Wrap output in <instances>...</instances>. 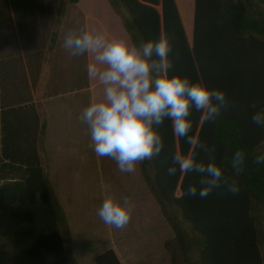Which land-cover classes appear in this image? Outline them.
I'll return each mask as SVG.
<instances>
[{"label": "trees", "instance_id": "1", "mask_svg": "<svg viewBox=\"0 0 264 264\" xmlns=\"http://www.w3.org/2000/svg\"><path fill=\"white\" fill-rule=\"evenodd\" d=\"M78 2L57 0L52 46L67 5ZM108 2L132 43L169 38L168 75L186 76L227 93L230 104L215 122L193 109L191 135L215 149L218 163H227L236 150L246 153L238 194L217 189L203 199L190 197L186 188L199 177L168 175L171 157L191 151L207 160L209 153L174 135L170 120L158 127L164 150L139 162V170L174 232V239L164 245L171 264H264V164L253 163L256 150L264 149V127L251 122L254 106H264V0H194L192 42L176 0ZM182 17L186 20L183 10ZM45 137L43 120L38 137L41 165L30 168L24 181L0 185V264H78L67 216L49 178ZM96 263L121 261L109 250Z\"/></svg>", "mask_w": 264, "mask_h": 264}, {"label": "crops", "instance_id": "2", "mask_svg": "<svg viewBox=\"0 0 264 264\" xmlns=\"http://www.w3.org/2000/svg\"><path fill=\"white\" fill-rule=\"evenodd\" d=\"M43 1L20 6L12 4L3 10L0 7V185L24 181L30 168L41 165L43 154L38 137L45 120L49 178L67 216L77 263L97 264V257L113 250L121 264H171L164 245L175 235L163 215L158 213L160 208L157 203L158 209L155 208L153 213L138 207V222L135 224L129 220L118 229V237L108 248L99 253L90 252L87 257L77 254L78 217L96 210V205L100 206L106 198V195H95L94 177L90 182L89 171L92 167L94 174L96 154L91 147L87 126L80 120L90 95L94 93L100 99L103 91L98 81L90 82L87 78L86 65L92 57L71 55L63 46L64 38L69 32L87 28L106 33L109 38L132 42L121 18L110 4L109 20L101 21L89 10L82 9L79 0L77 4L67 5L52 46L58 5L57 1L55 6L45 5ZM181 1L176 0V3L190 39L193 29L182 17ZM191 4L194 6V0ZM29 101L34 108L24 105ZM137 165L139 168V162ZM73 168L81 169L78 175L81 179L75 178ZM124 198L132 204H137L139 199L133 196Z\"/></svg>", "mask_w": 264, "mask_h": 264}, {"label": "clouds", "instance_id": "3", "mask_svg": "<svg viewBox=\"0 0 264 264\" xmlns=\"http://www.w3.org/2000/svg\"><path fill=\"white\" fill-rule=\"evenodd\" d=\"M63 46L73 56H91L86 65L87 78L102 85V98L92 93L80 115L97 157L112 159L120 172H134L138 162L151 160L164 150L158 127L170 120L174 135L190 147L196 145L209 153L207 160L198 159L191 151L172 155L168 175L180 172L199 177L187 186L185 194L203 199L217 189L239 193L238 178L245 169L246 153L236 150L227 163H218L215 149L191 135L193 109L215 122L230 104L227 93L186 76L168 75L165 69L171 65L165 62L172 47L168 37L130 44L84 28L69 32ZM254 109L251 122L264 127V106ZM253 163L264 164V149L256 150ZM132 207L128 198L118 201L107 195L97 214L105 224L120 229L129 222Z\"/></svg>", "mask_w": 264, "mask_h": 264}, {"label": "rangeland", "instance_id": "4", "mask_svg": "<svg viewBox=\"0 0 264 264\" xmlns=\"http://www.w3.org/2000/svg\"><path fill=\"white\" fill-rule=\"evenodd\" d=\"M57 0H44L45 5L55 6ZM185 1L188 2V5L185 7ZM31 2L39 3L40 0H0V7L3 10L6 7L26 5ZM191 0H184L182 3V10L185 13L186 23L193 29V20H194V6L190 5ZM82 9L89 10L96 19L101 21H108V9L109 3L107 0H81ZM193 11V13H192ZM97 25V23L95 24ZM193 33L190 34L189 41L192 42ZM24 105L28 108H34L32 102H26ZM80 168H73V175L75 173L76 179L79 178ZM87 169H85V176H87ZM90 182L95 178V195L104 196L111 195L116 199L124 198L126 196L138 197V203L132 204L130 220L134 221L136 224L139 220L137 213V208H145L148 212L153 213L155 208L158 209V206L150 194L149 190L145 186V183L139 172L138 165L134 172L132 173H123L120 172L117 168L115 161L108 157H97L96 164L93 168H90L89 171ZM88 178L86 177L85 180ZM73 181V180H72ZM87 192V187L85 188ZM92 194V191H90ZM177 196H180V191L177 192ZM153 205V206H152ZM98 204L96 205V210L90 211L85 214L84 217L79 216L76 228V238H75V248L77 249V254L79 256L87 257L90 252L99 253L108 246L118 237V229L113 227L110 229L111 225L105 224L100 217L98 216ZM159 211V210H158ZM160 215L161 212H158Z\"/></svg>", "mask_w": 264, "mask_h": 264}]
</instances>
